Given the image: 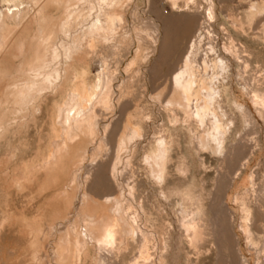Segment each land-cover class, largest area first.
Masks as SVG:
<instances>
[{"label": "rangeland", "instance_id": "374dc122", "mask_svg": "<svg viewBox=\"0 0 264 264\" xmlns=\"http://www.w3.org/2000/svg\"><path fill=\"white\" fill-rule=\"evenodd\" d=\"M10 1L12 3H8L7 0L6 1L0 0V8H1L0 10L3 9V11H5L4 8L12 9L14 8L15 5L22 3V5H24L23 8L25 9L24 16L25 15L27 16V17L25 16L26 19L23 17L21 25L18 26L19 28L17 27L18 29L16 28V30L18 31L17 33H14V37L13 35L11 37L8 36L9 40L6 38L7 39L5 45L6 47L4 46L3 50L0 52V65L13 72L14 71L13 66L15 65L16 68L21 60L20 58L21 56H19V53L21 52V54L23 55V53L27 51L29 45L28 43L30 41L29 37L33 36V34L35 33L36 27L34 26L35 24H32V22L34 23V19L37 17V11H38L37 7L40 6H35L36 4L33 2V0L32 1L10 0ZM250 2H256L258 4H261L264 1L263 0L260 1L259 0H253V1L212 0V4L210 7L212 12H210L209 6H207L208 0H195V5L190 6L191 5L190 4L188 8L184 6V3L178 2L179 11L177 13L179 14L176 15L175 10H172L170 4L165 0H122L120 9L123 19L121 20L123 23L121 22L120 25H122L123 27L121 26L122 27L121 28L120 25L119 27L117 26L116 27L117 31H114L115 36L111 34L113 35L112 39L110 38L111 35H109L110 37L108 36L109 38L107 37V40L101 43L102 45L98 43L99 45H97L96 47L94 46L95 48L89 51L90 53L89 59L92 56L93 57L89 60L90 64L86 68L82 65L72 66L73 70L75 69L77 71L81 69L83 70L84 68L87 73L86 79L90 83L95 82L100 73L103 72L102 74H104V72H107L109 70L110 72L112 71L113 74L112 95H114L112 96V101H111L112 106L109 105L108 108L98 105L99 107L102 108V110L97 109L98 106L96 107L97 114L99 115L96 116L97 121H99L98 123L100 124V126L101 123L102 124L105 123V125H108L109 127L108 130L107 129L104 131H102L101 129L97 130L96 134H92V137H90V139H88L89 138L88 136L82 138L81 139L82 141L79 140L80 137L78 135L76 136L74 135L72 137V139L74 140L78 139L77 141L82 142L81 149H83L84 154H86L85 162H83L84 165L81 164V166L77 165L76 167L74 166L72 168V171L74 170L73 171L74 175H76V183L74 181L75 184H73L74 187L76 184H78L79 187H75L77 189L82 190L85 188L86 190H88L90 188L89 190L93 197L101 198V196L105 195L102 198L105 197L107 198L106 195H108V198L109 197L113 198L118 194L117 192H115L116 191L115 187L118 184L121 187L123 186L124 188L125 185L133 186V190H134L132 193L133 200L135 203L137 202L141 203L142 201L141 204H143L142 209L144 211L143 213L145 217V219L142 220L139 213L137 212V220L134 221L135 224L138 225L139 229L141 228V226H143L142 227L143 229L157 228L159 232L157 233L156 236L146 237L148 238V240L146 239L145 241L146 246L144 245V249H142L140 246V240H139L140 236L137 231L138 229L136 230L133 229L132 232L125 233L123 235L122 242H124V244L121 243L120 245H113L110 246L111 248L110 247L101 248L102 252L100 251V249L99 251L92 250L90 246L89 247L90 256L91 255L99 256L102 260L101 263L135 264L138 262L139 264H144V263L145 264H264V167H263L264 163L262 160V154L264 152L263 149L264 134H262L263 132H260L259 129H257L256 132V127L253 126L254 124L252 120H250L252 122V126L249 120L246 125L245 123L242 124V126L239 125V123L237 122L238 119L237 117H239L238 112L232 110L231 107H229L227 104L224 103L225 105L222 104V109L227 115H226V120H223V122L224 125H226V122L231 121L230 125L232 127L228 126L227 132H225L227 133V135L224 134L223 136V140L224 139L225 140L223 141V145L221 148L222 150H219L221 152L213 151V149L211 148L215 144H212V142L215 143V141L213 139H212L213 141L211 140V143L209 141V138H212V136L211 137L209 136L211 131L209 129V123L207 120H205L206 122L203 121L202 124L203 123L204 124L201 125L197 123L193 118L191 119L190 116L184 115L182 112L178 110H175L172 114L171 111H167L166 109H163L161 104L156 103V101L154 102V100L152 99V97L155 96L157 92L158 93L161 92V100H164L168 97L171 73L179 66V61L183 56V54L187 51L189 45L191 44V40L194 39L193 37L201 33L202 36V37L200 36L201 40L200 38L198 40L200 41L199 44L202 46H200L201 49H199V53H198L199 55L197 57L198 62H200L201 64H202L201 59H203L206 54L205 51L208 50L211 44L214 45L215 41L218 42V43L216 42L217 45L215 44L217 49L218 48L221 49V47L228 46L229 44H231L235 49L239 51V55L242 58V60L240 58L238 60L239 62L236 61L235 64L233 65V72H234V75L232 77L234 81L233 90L235 92L236 98L238 100L237 102L239 103V105L241 104L240 105L241 107L246 108L250 103L249 102L250 94L248 93V91L250 90V88H254L255 85H256L255 87H257L261 83L262 79L264 80V71H263L264 43L259 39L258 36L254 35L255 31L250 30L248 27L247 7ZM11 5L13 7H11ZM48 6L49 8H47L46 6L45 7L46 9L43 10L44 13L48 12L54 17L59 16V12L61 11L60 10L61 7L60 9L58 8L60 6L59 4L57 8L54 7L56 5L50 7L49 4ZM35 7L37 10L35 9ZM207 7L209 10L207 9ZM181 9L182 10L186 9V11H182ZM180 11L183 13H181ZM187 12H189L190 15L192 14V19L196 20L198 24L196 29L198 27L200 28V26H202L201 28H203V29L200 28V30L198 28V31L195 30L194 32L190 33L188 36L186 34L187 31L185 33L182 32L184 30H181L182 18L184 17L183 14H188ZM172 13L175 14L176 16L173 15ZM210 13L213 15L211 18H208V14ZM31 15L33 16L32 18H30ZM177 17L180 19L178 20ZM237 17L238 20L236 19ZM29 18L31 19V21L29 20ZM176 18L178 21L176 20ZM157 19L160 21H158ZM173 19H175V21ZM25 21L28 23V25L26 23H25L26 25L24 24ZM233 22L236 24H238V22H241V26L243 27V30L240 29L239 26L233 27L232 24ZM23 24L25 25V27L23 28H26V26L29 27L30 24L32 25H30V29L28 28L25 31L24 29L21 28L22 26H24ZM153 24L154 25L158 24L160 27V39L157 46L155 45L154 42L155 41L154 36H156V34L152 28ZM201 30H203L202 31L203 33L201 32ZM204 31H206L205 35H204ZM116 32L118 35L116 34ZM121 34H123L122 37ZM192 35L194 36L191 37ZM124 36L125 39L123 38ZM207 36H209L208 37L209 39L206 38ZM227 36L229 38H227ZM120 37L122 39H120ZM126 37H127V41L126 43H124L125 45L121 44L122 43L121 40H126ZM119 40H120L119 42L120 44H117ZM163 40L165 41V44ZM208 40H210L209 41L210 43H206ZM211 40L214 41L212 42ZM20 41L24 46L21 45ZM15 45L17 47L18 45L22 46V49L21 51H19V53H18L19 49L15 48L16 47ZM98 46L100 47L106 46L107 49L101 47L102 48L101 50V48ZM107 46H109L110 49ZM113 47H115L114 48L115 51H113L114 50ZM137 48L141 52L140 51L138 52L140 54L138 59L134 62L135 65L129 67L128 70L126 69L125 70L126 72H124L123 67L126 66L127 63H129L133 59L134 53L136 52L135 50H137ZM241 48H243V50ZM115 52H117V54ZM9 53L11 54L16 53V54L10 55ZM101 55L102 56L104 55V57H102ZM58 57H59L58 59L60 60L59 62H62V64L59 63L58 64L59 66H62L63 57L62 58L61 56ZM105 57L106 59L104 60ZM162 57L168 59L167 60L168 65L166 64L164 66L158 67L160 63V59ZM200 57L202 58L199 59ZM92 59H93V63L91 62ZM100 63L101 65H103L102 69L105 68L106 71H104V69L102 71ZM200 63H198L197 66L200 67L201 66ZM240 63L242 64L240 65ZM238 64L240 67L238 66ZM107 67L110 69H108ZM210 67H208L205 70V72L202 71L203 70L202 66L199 68L201 69L200 71H198L199 69L196 68L197 74L200 73L199 75H202L204 72L205 74L207 73L209 75L211 73H214L215 71H209ZM239 68H242V71L241 69L239 71ZM211 70L214 69L211 68ZM261 72L263 73L261 74ZM238 74L239 76H242L240 77L242 80V84L241 81L239 80L240 78L238 77ZM71 75H72L71 73L68 75L67 86H71V82H72ZM244 76H246L247 78H245ZM255 76H257L258 78ZM235 80H237V83ZM238 80L240 81L239 83ZM246 80L249 83L250 82L251 83L249 84ZM246 82L248 83V85L246 84ZM0 83L2 84L1 86L4 87L7 81H3V82L1 81ZM242 85L244 90L241 89ZM164 86L165 88H163ZM245 89H247L248 91L247 90L245 91ZM238 97H240L241 99ZM64 99L65 97L63 95L59 93H54L52 89L44 91L40 99H38L36 104H34L35 106L33 105L34 108L31 110L30 109L31 106L28 107L27 109L28 111H26L27 113H25L24 116L25 119L23 118L22 120L20 126L21 128L19 127V124H15L16 126H13L12 129L10 128L9 134L11 136L9 135L10 136L9 138L11 139L10 140L11 149L15 150L13 151L10 149V151L12 153L14 152L15 153L12 155L10 152L8 156L7 164L10 166L6 164L7 165L6 169L8 168L6 170V174L4 175V173L0 171V209L2 208L0 211V215H1L0 223L3 220H5V222H3L2 225H0L2 226L0 228V252H1L0 264H31V263L39 264L40 262L39 260L43 261V259L44 261L40 262L41 264L57 263L54 262L55 258L53 257L54 255L52 254L51 251L53 250L52 242L55 241V239L58 236L57 233L58 229H60V231L61 230L64 231L63 227L66 225L65 223L67 221L65 220V222L63 223V218L65 216V213L62 214L64 215L62 216V219H61V214L60 216L55 215V213H57L59 209L57 207H60V205L58 206L53 200H49L52 199V195L54 192V190H52L53 186L51 187L50 185L47 190L45 189L47 187L44 188L40 186L42 185V181L44 177L43 173L41 172L37 175L35 174L34 179H30L32 182L28 180L31 184L27 183L28 184L27 185L26 182H24L21 188L20 186L18 188L17 184H15L14 182L13 185L11 179H13L14 176L15 177H18L19 175L21 176L22 171H24L23 172L24 175L25 173L27 174L26 170L28 166L35 164V162L38 163L40 161V157H44L45 155L49 154L48 151L50 149V146L48 143L50 142L51 139L50 137L52 136L50 132L54 127L55 120H57L54 102H56L58 105L63 106ZM244 100L246 101L244 102ZM117 104H119V106ZM136 107L141 109L144 113L143 115L144 121L142 120L143 122H141L143 126L141 129L142 134L141 133L138 134L137 137L134 136L135 139L134 137L130 138V140L132 139L130 142L129 140L126 141V143L123 145L124 147L121 146L122 149L118 148L120 150L119 153V150L118 149L116 150L115 148L116 139H118L124 132V123L127 114L134 112ZM105 109L107 111H105ZM47 122L49 123L51 122L50 123L51 125H49V123ZM249 123L250 125L248 126ZM47 124L49 127H47ZM187 127H190L191 129L188 131ZM251 129H253L254 131L252 132ZM105 131H106L105 134L106 136H103ZM206 131L209 133H206ZM202 132L204 134L206 133L205 134L206 136L208 135L209 138L207 139L210 143L211 146L210 148L206 146H201V147L197 146L198 141L196 138H198L200 134L202 135L203 134ZM94 135L96 138L94 137ZM161 136L171 141L168 151L169 158L166 163L167 168L165 167L166 174L164 172V176H166V178L164 177L165 178L163 181L164 183L162 181H161L162 183L161 182L156 183L155 180L153 181V178L151 176L150 177L152 179L149 178V174L147 173V165L144 162L142 156H144L150 151V148L152 146L151 141L154 138ZM17 137L19 138L20 142L17 140L18 139ZM60 138H61L60 136L53 137L52 140L58 141L60 140ZM247 139H250V141ZM251 139L253 140V142L251 141ZM260 140H261V144H260ZM248 143H249V147H248ZM99 144L102 147L99 146L100 150L98 151L97 147ZM259 144L261 145V148H259L260 146ZM242 145H244L245 147ZM254 145L256 148L254 147ZM235 147L238 148L236 149ZM247 148L248 150H245ZM253 149H255V151L257 152H255ZM115 150L118 151V153L115 152ZM231 150H232L231 152L232 154L229 155L228 153H230ZM250 151L253 152L251 153ZM116 153L119 154V158L118 155L116 156ZM15 154L17 156H15ZM226 155L227 156L229 155V158ZM243 155L244 156L246 155V157H244ZM91 156L93 157L92 160H90L92 158ZM25 160H27L26 161L27 164L25 163ZM89 160L91 164L93 162L94 164L89 165L88 164ZM13 161H17V162L14 163ZM21 161L24 162L26 166L25 165L22 166L23 163ZM259 162H261L262 164ZM3 165L4 163L3 161H1L0 167L2 166V168L0 170H2L3 167H5ZM112 165L114 166L111 169ZM19 166L22 167L20 169L22 170L21 172L19 169L17 170V168H20ZM115 167L117 168V170H115ZM68 169L69 171H71L70 168ZM111 170L112 172L113 170L115 172L111 173ZM123 170L125 172H123ZM12 171H15V173ZM67 171H65L66 174L68 173L66 178L67 180L64 178L65 174L63 175L62 180L65 179V181L69 182L71 181V179L68 176L71 177L72 174H69L70 172ZM11 173L12 175L14 173V175L12 176ZM17 173L20 174L18 175ZM181 173L184 174L181 175ZM84 176H86L87 178L85 179ZM108 177L110 179L112 178L115 179V181L113 180L114 182H116L114 183L115 185L112 184L113 181L110 180ZM84 179L86 180V183ZM108 180H110V182ZM5 182L6 183L9 182V184H6ZM3 183L4 185L5 184L7 185L5 186L6 187L5 190L3 189L5 188L3 187L4 186ZM84 183L86 185H90L89 188L87 186H83L85 185ZM12 185L14 187L16 186V188L12 187ZM19 189L20 190L22 189L24 191H20ZM173 189H178L179 192H173L172 191ZM37 191L39 192L41 191L43 192V194H40L41 192L39 193ZM162 192L163 193L167 192L170 194H165L163 196ZM181 194H186L188 198L183 199ZM189 195L192 198L189 197ZM241 198H243L242 201ZM45 199L47 202L49 201V203L46 204ZM193 199L196 201H194ZM74 200L72 202V207H71L73 211H74L73 209L74 207L77 209L79 206L78 198L77 199L75 198ZM193 201L194 203L196 202V204H193ZM54 203L57 205V207L55 206ZM44 206H47V208L46 207L44 208ZM198 206L201 208H199ZM4 207H6L5 210ZM55 207L57 210L55 209ZM48 208L51 209V212H49L50 210ZM71 209L68 211L69 213H67L70 219L74 217V212ZM135 209L136 208L129 210L128 215L129 216L131 215L132 217L134 215L132 213H134ZM197 209L202 210L200 212H201V216L205 218V221L203 220V222H205L206 224V230L202 238L198 240L195 244H193L190 242L189 236L185 234L186 232L181 228V217H182L181 211H183V213H186V217H188L190 213H192V211L194 212ZM43 210L44 211L46 210L45 212L47 214H44L45 212ZM54 210L57 212H55ZM240 210L242 211V213ZM2 211L3 212L5 211L4 212L5 214ZM49 213L51 214V216L54 215V217L50 218L51 216H49L50 215ZM59 213L60 212H58L57 214ZM5 215H8V217H12V218L17 217L18 220L14 219L13 221L11 218L10 220L12 221H10L9 218L6 217ZM56 216L58 218H56ZM68 219L69 218H67V220ZM27 220L30 223H32L33 220L34 222L36 221V225L38 226L39 224L38 230L39 231L41 230V233L38 232L36 233L37 229H35V231L34 230L32 232L30 231V233L27 234L28 231H26L27 230L26 227L23 226L24 223L27 222ZM52 221H54L53 222L54 224L53 223L51 224ZM20 222H22V224ZM246 222L248 225L246 224ZM239 224L240 225L246 224L245 226L249 228L250 235L252 236L250 237V235H248L247 237L246 236L247 234H245V232L243 231L244 230L243 225L239 226ZM51 225H53V227H51ZM61 226L63 227L61 228ZM134 231L135 232L137 231L136 232L137 234L134 235ZM242 233H244V235ZM33 234L34 236L37 235L36 237L39 240H41L38 243L39 245H36V247L38 246L37 247L38 249L37 248L36 249L38 250V254H39L38 260L36 259L37 261L33 259L31 256L33 249H31L32 247H30V238H32ZM157 236L158 238H156ZM124 246L126 247V249ZM143 250L144 252L141 254ZM108 251L110 252L107 253ZM44 253H46V255ZM81 256H79L78 258H76V260H74L75 264H99L96 261H94L92 257L90 258V256L86 259L84 258V256L83 258ZM33 261L34 262L36 261V263H34Z\"/></svg>", "mask_w": 264, "mask_h": 264}, {"label": "bare ground", "instance_id": "6f19581e", "mask_svg": "<svg viewBox=\"0 0 264 264\" xmlns=\"http://www.w3.org/2000/svg\"><path fill=\"white\" fill-rule=\"evenodd\" d=\"M16 1H18V0H16ZM165 1L170 4L172 10H175L176 15L179 14V13H177L179 11L178 10L179 9V3L178 2L184 3V6H186L187 8L189 7L190 4H191L190 6L195 5V0H165ZM249 1H253V0H249ZM7 2L12 3L10 0H7ZM33 2L36 4L35 6H40V7H37L38 8L37 17L35 15L36 18L34 19V23L32 22V24H35L34 26L36 28H35V33L33 34V36L29 37L30 41L28 43L29 45H28L27 51L25 53H23V55L21 54V52L19 53V51H21V49H22V46H24V45H22L21 41H20V43L22 46L18 45V47H17L15 45L16 46L15 48L19 49L18 53H19V56H21L20 57L21 60H20V62L16 68H15V65L13 66L14 67L13 72L7 68H4L2 65H0V82L1 81L2 82L7 81V83L5 85L3 83L4 87L1 86L2 84L0 83V87H1V90H0V152H1L0 163H1V161H3V163H4L3 166H5L0 171L3 172L5 175L6 170L8 169V168L6 169V166L8 165L7 164L8 156L11 152L10 151V149H11L10 140L11 139L9 138L11 136L9 134L10 128L12 129L13 126H16L15 124H19V127H20L22 120L25 116V113H27L26 111H28L27 110L28 107L31 106L30 109L32 110L35 106L34 104H36L38 99H40L42 93L44 91L52 89L54 93H59V94L63 95L65 97V99L63 102L64 103L63 106L58 105L56 102H54L57 120H55L54 127L52 128V130L50 132L52 136L50 137L51 139H50V142L48 143L50 146L49 151L47 150L49 152V154L45 155L44 157H40V161L38 163L35 162V164L28 166L27 170H26L27 174L25 173V175L23 174L24 171L20 170L22 167L19 166L20 168H17V170L19 169L20 172L22 171L21 173L23 175L21 174V176H20L19 175L20 173L19 174L17 173L20 177L14 176L13 177L14 181H13V179H11V180H12L13 185L15 183V184H17L18 188H19V186L21 188V186L24 184V182H26V184L27 183L31 184L28 180L34 179L35 174L37 175L40 172L43 173L44 177H43L42 185H40V186L44 187V188L47 187V188H45L46 190L48 189V187L50 185H51V187L53 186L52 190H54V192L52 195V199H49V200H53L58 206L60 205V207H57V205L54 203L55 206L60 209V210L58 209V212H60V213L57 214L58 212L55 210L54 211L57 212V213H55V215H57V216H60V214H61V219H62V216H64V215H62L64 213H65L66 217L68 216L67 213H69L68 211L72 207L73 200L75 198L76 199L78 198V200H79V201L77 200L79 202L78 208L76 209L74 207L73 208L74 211L71 209L74 212V217H72L70 215L73 219L72 218L70 219V217L68 216L67 218H69V219L67 220V218L64 216L63 223L65 222V220L67 221L65 223L66 225L64 227L61 226V228L62 227L64 228L63 229L64 231H62V230L60 231V229H58L57 238L55 239V241H53V242L51 241L53 244L50 242L52 244V249L54 250V251L51 250L52 254L54 255L53 257L56 260V261L54 260V262H57L56 264H75L74 260H76V258H78L79 256L83 255L85 259L90 256V253H89V247L90 246H91L92 250H95V251L98 250L99 251V249H100V251H101V248H105V247L107 248V247H110L113 245H120L121 243L124 244V242H122L123 235L125 233L132 232L133 229H135V230L138 229L137 231H138L139 236H140V239H139L140 240V246L142 249H144L145 241H146V239L148 240V238H146V237L147 236L148 237L149 236H156L157 233H159V232H158L157 228L143 229L142 228L143 226L140 225L141 228L143 229L142 230L141 228L139 229L138 225L135 224L134 221L137 220V212L139 213L142 220L145 219V217H144V213H143L144 211L142 209L143 204H141L142 201H141V203L140 202L135 203L133 200V196H132V193L134 191L133 186H126L125 185V188H124L123 186L121 187L118 184L115 187L116 188L115 192H117L118 194L117 195L115 194L116 196L113 195L115 197H113V198L109 197L108 198V195H106L107 198L106 197L102 198L105 196L104 195V196H101V198H99V197H93L91 195L90 190H89L90 185L85 184L86 183L85 179L87 178L86 176H84V178H85L84 184L85 185H83V186H87L89 188L88 190H86L85 188L82 190L77 189L75 187H79L78 184H76L75 187L73 185L76 183V175H74V173H73L74 170L72 171V168L74 166L76 167L77 165H80V166H81V164L84 165L83 162H85V155L86 154H84V150L81 149V144H82L81 139L88 137V136H89L88 139H90V137H92V134H96L97 130H100V129L102 131H104L106 129L108 130V128H109L108 125H105V123H103V124L101 123V126H100V124L98 123L99 121H97V117H96L98 115L97 109L102 110V108L99 106L109 108V105L112 104V102H111L112 96H114V95H112V81H113L112 71L110 72V70H109L107 72H104V74H102L103 72L100 74L97 72L99 74L97 77V80L93 83L92 82L90 83L86 79L87 73L83 67H82L83 70L81 69V70L77 71L75 69L73 70L72 66L82 65L86 68L90 64L89 60L93 57L92 56L89 59V54H90L89 51H91L97 45L106 41L107 37L109 35L113 34L115 36L114 31H117L116 27L117 26L119 27V25L121 24V22L123 20L121 9H120L122 0H33ZM15 4H16V2H15ZM40 4H42V5H40ZM49 4H50V7L56 5V6H54L55 8L58 7V4L60 5L58 7L59 9L61 7V9H60L61 11L59 12V16L54 17L53 15H51L48 12H47L48 14L43 12V10L46 9L45 8L46 6H47V8H49V6H48ZM211 4H212V0H208L207 6H209L210 12H212L211 8H210ZM23 6L24 5H22V3H19L18 5H15L14 8H12V9H10V8L5 9L4 8L5 11H3V9L0 10V52L3 50L4 46L6 45V40L9 38L8 36L11 37L13 35V37H14V33H17V31H18V30H16V28L21 25L23 17L26 19L27 16L26 15H25L26 17L24 16V14H25L24 10L25 9L23 8ZM11 7H13V6L11 5ZM245 7H246V4H245ZM35 9H36V7H35ZM207 9H208V7H207ZM182 11H186V9L182 10ZM263 12H264V2H262L261 4H258L256 2H250L248 7H247L248 27L250 30L255 31L254 35L258 36L259 39L264 43V13ZM181 13H183V12H181ZM187 13L188 14H183L184 17L182 18V27H181L182 29L181 30H184L182 32H185V33L187 31L186 34L188 36L190 33L194 32L195 30L198 31L199 27L196 29V27L198 25L196 20L192 19V14L190 15L189 12H187ZM173 15H175V14H173ZM181 15H180V17H181ZM212 15L213 14H211V13L208 14V18H211ZM32 17L33 16L31 15L30 18H32ZM172 17H174V16H172ZM30 18H29V20L31 21ZM177 18H176V20H177ZM179 19L180 18H178V20ZM236 19L238 20V17ZM173 20L175 21V19H173ZM30 21H29V23H30ZM158 21H160V20H158ZM25 23L28 25V23L26 21L24 22V24ZM32 24H30V25H32ZM179 24H180V21H179ZM232 24H233V27L239 26V28L243 30V27L241 26V22H238V24L233 22ZM25 25L22 26L21 28L24 29L25 31L28 28L30 29V25H29V27L26 26V28H23V27H25ZM121 26L122 25H120V27ZM201 27L202 26H200V28ZM152 28L156 34V36H154L155 37L154 42H155V45L157 46L159 43V39H160V27L158 24H156V25L153 24ZM200 28H199V30H200ZM201 29H203V28H201ZM202 31L203 30H201V32ZM205 33H206V31H204V35H205ZM116 34H117V32H116ZM186 34H184V35H186ZM207 34H209V33H207ZM113 35H111V37L110 36L109 37L112 39ZM122 36H123V34H121V37ZM193 36L194 35H192L191 37H193ZM200 36H201V33H199L193 37L194 39L191 40V44L189 45L187 51L183 54V56L181 57V59L179 61V66L171 73L168 97L164 100H161V92H159V93L157 92V94L155 96H153L152 99L154 100V102L156 101V103L161 104L163 109H166L167 111H171L172 114L175 110H178V111L182 112L184 115L190 116L191 119L193 118L197 123H199L201 125L204 124V123L202 124L203 121L207 120L209 123V129L212 133V135L210 133L209 136L210 137L212 136V138H209L208 135L207 136L205 135L206 133H209V132L206 131L205 134L202 132L204 135L200 134V136L199 137L197 136L198 138H196L198 141V142L196 141L198 143L197 146H200V147L206 146V147L210 148L211 147L210 143H211V140L213 139L215 141V143L212 142V144H215V145L211 149H213V151L222 150L221 148L223 145V141L225 140V139L223 140V136H224V134L227 135V133H225V132H227L228 126H231L230 125L231 121L226 122V125H224V122H223V120H226V115H227L224 112V110L222 109V104H224V103L227 104L229 107H231L232 110L238 112L239 117H237L238 118L237 122L239 123V125L242 126V124H244V123L246 125L248 120L249 121L252 120V122L254 124L253 126L256 127V132H257V129H259L260 132H263L262 134H264V80L262 79L261 83L260 84L258 83L259 85L257 87H255L256 86L255 85L254 88H250L249 91L247 89H245V91L247 90L248 93L250 94L249 95L250 96V99H249L250 103L246 108L241 107L240 106L241 104L239 105V103L237 102L238 100H237L235 92L233 90L234 81L232 79V77L234 75L233 65L235 64L236 61H238L241 58L239 55V51L237 49H235L233 47V45H231V44H229L228 46L222 45L223 47H221V49H219V48L217 49L216 48V45H217L216 42L217 41H215L214 42L216 44V45L214 44L215 46L211 44L209 46L208 50L205 49V50H207V51H205L206 52L205 57L202 55L204 58L203 59H201L202 57L199 58L202 60V64H201L197 60L198 59L197 57L199 55L198 54L199 49H201L200 46H202L199 44L200 41L198 40L200 38ZM228 36H227V38H229ZM121 37H120V39H122ZM208 37L209 36H207L206 38H208ZM123 38L125 39V36ZM200 40H201V38H200ZM214 40H211V41L213 42ZM126 41H127V37H126V40H121V42H122L121 44L126 43ZM209 41L210 40H208L206 43H210ZM119 42H120V40L118 41L117 44H120ZM164 44H165V41H164ZM220 44H222V43H220ZM112 46H115V45H112ZM112 46H111V48H112ZM116 46H118V45H116ZM120 46H123V45H120ZM207 46H208V44H207ZM207 46H206V48H207ZM98 47H100V46H98ZM107 47L109 48V46H107ZM102 48H101V50H102ZM104 48H106V46ZM114 48L115 47H113V49ZM7 49H9V48H7ZM10 49H12V48H10ZM241 49L243 50V48H241ZM113 51H115V49ZM135 51L136 52L134 53L133 59L129 63H127L126 66L123 67L124 72H126L125 70L126 69L128 70L129 67H132L133 65H135L134 62L138 59L139 54H140L138 52L140 50H138V48H137V50H135ZM244 51H247V50H244ZM106 52H108V51H106ZM117 52H115V53L117 54ZM9 54L15 55L16 53L15 54L9 53ZM58 56H61V58L63 57V65L62 66H59V64H62V62H59L60 60L58 59L59 58ZM11 57H14V56H11ZM102 57H104V55ZM99 58H101V57H99ZM16 59H17V57H16ZM105 59H106V57L104 58V60ZM102 60H103V58H102ZM167 60L168 59H166L165 57H162L160 59V63L158 65V67L164 66L166 64L168 65ZM241 60H242V58H241ZM246 61H247V59H246ZM246 61H244V62H246ZM91 62L93 63V59ZM100 62H101V60H100ZM118 63H119V61H118ZM198 63H200V65L202 66V69H203L202 71L205 72V70L211 66L209 68L210 69L209 71H215V72L211 73L209 75L207 73L205 74L204 72L202 75H199L200 73L197 74V69H199L201 67V66L200 67L197 66ZM209 63H210V66H209ZM241 64L242 63H240V65ZM100 65H101V63H100ZM104 65H105V63H104ZM106 65H107V63H106ZM102 66L103 65H101V69H102ZM238 66H239V64H238ZM115 68H116V66H115ZM211 68H213L214 70H211ZM103 69H104V71H106L105 68H103ZM103 69H102V71H103ZM108 69H110V68H108ZM240 69L242 71V68H239V71H240ZM200 70L201 69H199L198 71H200ZM70 73L72 74L71 75L72 76V79H71L72 82H71V86H67L68 75ZM262 73L263 72H261V74ZM239 74H241V73H239ZM239 74H238V77L239 78L242 77V76H239ZM96 76H97V74H96ZM244 77L247 78L246 76H244ZM255 77H257V76H255ZM236 78H237V75H236ZM239 80L241 81V84H242L241 78ZM239 80H238V83L240 82ZM235 81L237 83V80H235ZM249 81H250V79H249ZM247 82H246V84L248 85L249 82L248 83ZM243 85H244V83H243ZM243 85L241 86V89H243ZM165 86L163 88H165ZM118 87H119V85H118ZM52 96H53V94H52ZM238 98H240V97H238ZM241 101H243V100H241ZM241 101H239V102H241ZM245 101L246 100H244V102ZM246 103H248V102H246ZM117 105L119 106V104H117ZM97 106H98V108L96 109ZM105 111H107V110L105 109ZM38 113H39V111H38ZM143 115H144L143 111L141 109H139L138 107H136L134 112L127 114L126 119H125V123H124V132L118 139H116V142H115L116 150L118 148L122 149L121 146H123L126 143V141L129 140V142H130L132 140V139L130 140V138H132L134 136L137 137L138 134L141 133V129L143 127L141 122L144 121ZM48 116H49V113H48ZM252 122H251V126H252ZM47 123H49V122H47ZM50 123H49V125H51ZM249 125H250V123L248 124V126ZM106 126H107V128H106ZM197 126H198V124H197ZM17 127H18V125H17ZM47 127H49L48 124H47ZM187 128H188V131L191 129L190 127H187ZM253 129H255V128H253ZM253 129H251L252 132L254 131ZM14 130H15V128H14ZM48 132H49V130H48ZM48 134H47V136H48ZM105 134H106V131L104 132L103 136H106ZM74 135L75 136L78 135L80 137L79 140H81V141H77L78 139L77 140L72 139V137ZM17 136H18V133H17ZM59 136L61 137L60 140H58V141L52 140L53 137H59ZM12 137H13V135H12ZM19 137H20V135H19ZM94 137H95V135H94ZM135 137H134V139H135ZM207 138H209L210 143H209ZM17 140L20 142L19 138ZM247 140L250 141V139H247ZM247 140H245V141H247ZM12 141H13V138H12ZM18 141H17V143H18ZM170 141L171 140H168L163 136L154 138L151 141L152 146L150 148V151L147 154H145V152H144L145 155L143 154L144 156H142L144 162L147 165V173L149 174V178L150 179L153 178V181L155 180L156 183L161 182V181L163 182L164 179L166 178V176H164V172L166 174L165 167L167 165L166 163H167V160L169 158V154H168L169 152L168 151H169V147H170ZM251 141L253 142L252 139H251ZM254 142H255V140H254ZM260 144H261V140H260ZM12 145H13V142H12ZM83 145H84V143H83ZM255 145H254V147H255ZM99 146H100V144L97 147L98 151L100 150L99 148L102 147V146H100V147ZM242 146H244V145H242ZM231 147H232V145H231ZM238 147H235V148L237 149ZM248 147H249V143H248ZM259 148H261V145L259 146ZM233 149H234V147H233ZM11 150H13V149H11ZM116 150H115V152L118 153V151H116ZM245 150H248V148ZM253 150L255 151V149H253ZM13 151H15V150H13ZM94 151H95V149H94ZM219 152H221V151H219ZM231 152H232V150L228 154L229 155L232 154ZM255 152H257V151H255ZM14 153L11 152L12 155ZM117 153H116V156L118 155V158H119V154H117ZM119 153H120V150H119ZM229 155L228 156L226 155V156L229 158ZM248 155H249V153H248ZM15 156H17V155L15 154ZM244 157H246V155ZM224 158H226V157H224ZM31 159H32V157H31ZM92 159H93V157L90 160H92ZM90 160L88 163L89 165L91 164ZM262 160L264 163V152L262 154ZM26 161L27 160H25V163L27 164ZM13 162L16 163L17 161H13ZM22 163H21L22 166H24V165L26 166V164H24V162H22ZM259 163H261V162H259ZM9 164H10V161H9ZM11 164H12V162H11ZM93 164H94V162L91 165H93ZM83 165H82V167H83ZM8 166H10V165H8ZM113 166L114 165H112L111 169L113 168ZM118 166H119V164H118ZM124 167H125V165H124ZM263 167H264V165H263ZM1 168H2V166L0 167V169ZM68 168H70L71 171H69ZM67 169L70 172L69 174H72L71 177L68 176L71 179V181L68 180L69 182L65 181V179L67 178V175H68V173L67 174L65 173V171H67ZM115 170H117L116 167H115ZM15 171H12V172L15 173ZM76 171H77V169H76ZM91 171H92V169H91ZM113 172H115V171L113 170ZM113 172L111 170V173H113ZM123 172H125V171L123 170ZM14 173H13V175H14ZM78 174H79V172H78ZM183 174L181 173V175H183ZM11 175H12V173H11ZM63 175H64L65 179L62 180ZM119 176H120V174H119ZM251 177H250V179H251ZM7 180H8V178H7ZM84 180H83V182H84ZM110 180L115 181V179H113V178ZM110 180H108V181L110 182ZM37 181H39V180H37ZM74 181H75V183H74ZM114 181L112 183L113 185H115L114 183H116ZM244 181H245V179H244ZM246 182H247V180H246ZM79 183H82V182H79ZM6 184H9V182ZM6 184L4 185V183H3V185H4L3 187L7 186ZM13 185H12V187H14ZM14 188H16V186ZM80 188H81V186H80ZM3 189L5 190L6 187ZM37 190H39V189H37ZM185 190H186V188H185ZM20 191H24V190L21 189ZM172 191L173 192H179L178 189H173ZM37 192H39V191H37ZM3 193H6V192H3ZM40 194H43V192H41ZM165 194H170V193H167V192L163 193L162 192L163 196ZM186 194H188V193H186ZM186 194H181L183 199L188 198V196H186ZM189 197H191V196L189 195ZM242 200H243V198H241V201ZM45 201H46V199H45ZM194 201H196V200H194ZM194 201H193V204H196V202L194 203ZM47 203H49V201L48 202L46 201V204ZM44 205H45V203H44ZM243 206H242V208H243ZM45 207L47 208V206H44V208ZM56 207H55V209H56ZM5 208L6 207H4V210H5ZM133 208H136L135 209L136 211L134 210V213H132L134 215L131 217V215L130 216L128 215V211L133 209ZM199 208H201V207H199ZM1 209H0V211H1ZM49 210H50L49 212H51V209H49ZM200 211H202V210L197 209L194 212L192 211V213H190L189 216L187 214L188 217H186V213H183V211H181V214H182L181 228L186 232L185 234H187L189 236L190 242L193 244H195L198 240H200L202 238V236H203V234H205V230H206V224H205V222H203V220L205 221V218H203L201 216ZM202 213H204V212H202ZM241 213H242V211H241ZM44 214H47V213L45 212ZM52 214H53V211H52ZM5 216L8 217V215H5ZM49 216H51V214ZM57 216H56V218H58ZM18 217H20V216H18ZM52 217H54V215L51 216L50 218H52ZM8 218L10 220L12 217H8ZM22 218H23V216H22ZM27 218H29V217H27ZM14 219H17V217L12 218L13 221H14ZM53 219H55V218H53ZM12 220H10V221H12ZM28 220L23 225L26 227V229H27L26 231H28L27 234H29L30 231L31 232L33 230L35 231V229H37L36 233L37 232L41 233V230L40 231L38 230L39 224L37 226L36 221L34 222V220H33V222L30 223V222H28ZM30 220H31V217H30ZM57 220H59V219H57ZM3 222H5V220H3L0 223V225H2ZM53 222L54 221H52L51 224ZM20 223L22 224V222H20ZM18 224H19V221H18ZM243 224H241V225H243ZM246 224H247V222H246ZM35 225H36V227H35ZM241 225L239 224V226H241ZM245 225H243V229H244L243 231L245 232V234H247L246 236L248 237V235H250V230ZM1 227L2 226H0V228ZM51 227H53V225H51ZM45 228H47V227H45ZM59 231H60V233H59ZM136 232L134 231V235L137 234ZM34 234H35V232H34ZM34 234L32 235V238H30V247H32L31 249H33L31 256L33 259L38 260V256H39L38 250H37L38 246L36 247V245H39L38 243L41 240H39L36 237L37 235L34 236ZM242 234L244 235V233H242ZM54 236H53V239H54ZM251 236L252 235H250V237ZM124 238H125V236H124ZM156 238H158V236ZM249 240H251V239H249ZM27 244H29V243H27ZM30 247H29V249H30ZM125 249H126V247H125ZM109 252L110 251H108L107 253H109ZM143 252H144V250L141 252V254ZM27 253H28V251H27ZM44 254L46 255V253H44ZM94 254H95V252H94ZM83 256H81V257L83 258ZM95 256L91 255L90 258L92 257V259L94 261H96L97 263L103 264V263H101V261H102L101 258L97 255H95ZM160 256H161V254H160ZM36 261L35 262L33 261V262L36 263ZM39 261L43 262L44 259H43V261H41V260H39ZM30 262H32V261H30ZM40 262H39V264H41ZM31 264H33V263H31ZM135 264H139V263L137 262Z\"/></svg>", "mask_w": 264, "mask_h": 264}]
</instances>
